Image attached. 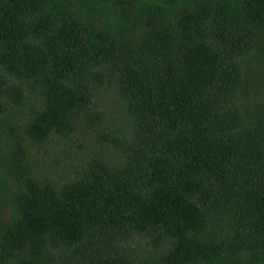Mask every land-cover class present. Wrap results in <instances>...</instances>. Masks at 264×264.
Returning <instances> with one entry per match:
<instances>
[{
    "label": "trees",
    "instance_id": "trees-1",
    "mask_svg": "<svg viewBox=\"0 0 264 264\" xmlns=\"http://www.w3.org/2000/svg\"><path fill=\"white\" fill-rule=\"evenodd\" d=\"M5 207L0 264H264V0H0Z\"/></svg>",
    "mask_w": 264,
    "mask_h": 264
},
{
    "label": "rangeland",
    "instance_id": "rangeland-1",
    "mask_svg": "<svg viewBox=\"0 0 264 264\" xmlns=\"http://www.w3.org/2000/svg\"><path fill=\"white\" fill-rule=\"evenodd\" d=\"M108 87L105 86L103 88H100V90L97 92V99H98V107L93 111L95 115L99 118V125L101 126L102 130L100 131H91L89 127H83L81 128L79 134L74 135L72 139L62 141L60 143H57L55 145H52L51 149L54 152V149L58 152L57 156H62L63 160L67 162L68 158L65 160L64 157H68V153L70 149L73 153L77 152H86V150L91 149V147H98L101 152L107 153L108 155L113 154V149L111 145H109L105 140L104 137L100 136L104 134L110 133L109 127L113 129V123L111 122L112 119L114 121H118L119 118H122L123 115L119 113V109L121 107V100L119 97L111 96L108 93ZM24 124V123H23ZM124 129V128H123ZM104 132V133H103ZM103 133V134H102ZM0 227L3 226L4 223H6L10 216H11V210L9 207H5L4 209L0 210ZM149 245V244H148ZM148 245L145 240L138 239L136 246L133 244L131 245L132 248H135L137 251L143 252L142 254H146L147 252H144L148 250ZM147 246L146 250L145 247ZM152 251L153 248L149 249V251ZM63 251H60L62 254Z\"/></svg>",
    "mask_w": 264,
    "mask_h": 264
}]
</instances>
